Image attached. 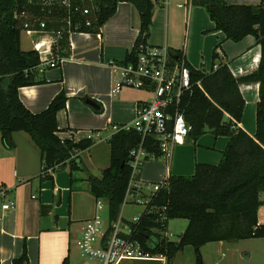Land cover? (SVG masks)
<instances>
[{
    "label": "crops",
    "instance_id": "0c3cea01",
    "mask_svg": "<svg viewBox=\"0 0 264 264\" xmlns=\"http://www.w3.org/2000/svg\"><path fill=\"white\" fill-rule=\"evenodd\" d=\"M19 1L18 15L26 12L29 22H37L30 30L22 29V50L36 51L42 63H57V67L48 66L43 74H36L37 79L45 80V83L20 89L22 103L30 112L38 114L64 91L68 101L66 108L57 115L58 136L75 142L89 138L90 134L97 133L99 137L95 138L90 150L81 154L84 171L80 172L81 182H78L74 174L72 181L71 174L65 169L57 170L53 181H41L42 157L31 138L24 132L14 133L15 148L9 150L2 144L0 135V264H13L14 259L21 257L24 244L29 264H63L64 259L70 257L68 254L64 256L63 244L52 241V236L67 235L66 243L68 240L71 243L78 241L86 221L93 217L95 210V198L90 193L87 178L100 177L102 171L110 166L109 139L118 131L115 127L120 129L130 125L138 107L151 99L144 97L141 92L151 96L144 90H136L140 93L134 96L124 94L123 90L116 97L112 94L114 77L110 62L123 63L133 50L139 34L140 17L131 3H120L115 15L101 28L65 33L62 39H58L56 31L65 13L57 7L56 0ZM198 1L169 0L167 6L157 5L148 45L166 46L171 52L181 50L193 68L210 73L213 70V51L221 44L217 51L220 59L214 68L221 62H230V70L237 79L255 72L261 48L256 45L254 37L248 36L239 43L226 40L223 32L214 30L215 24ZM224 1L231 5H261L260 0ZM181 3L187 7L191 5L189 12L182 9L187 19V23H183L184 40L171 43L169 15L171 8ZM18 20L20 24L27 22L22 17ZM159 20L165 21L166 28L162 42L154 41ZM39 22L46 23L47 28L40 29ZM204 31L207 33L202 36ZM88 69L97 71L90 83L86 78ZM240 91L246 102L240 127L254 136L259 84L243 83ZM87 100L94 101L99 109L102 107V113L97 114L99 109L89 106ZM109 107L112 111L116 108L125 111L117 118L122 126H114L112 119L116 117L111 116ZM228 141V137H215L210 132L199 138L196 147L187 139L174 148L171 159L154 158L155 161L143 164L138 179L155 184L166 175L192 176L197 164L216 166ZM9 203L12 207L3 210V206ZM258 223L264 225V205L258 210Z\"/></svg>",
    "mask_w": 264,
    "mask_h": 264
},
{
    "label": "trees",
    "instance_id": "16d2710c",
    "mask_svg": "<svg viewBox=\"0 0 264 264\" xmlns=\"http://www.w3.org/2000/svg\"><path fill=\"white\" fill-rule=\"evenodd\" d=\"M195 1V0H194ZM260 6L231 5L224 0H199L215 31H221L226 40L234 43L252 36L261 48L258 69L237 79L230 70V62H221L214 70L220 55L219 44L213 51V70L205 73L188 62L192 81V95L184 104L186 121L192 126L187 139L194 144L210 132L215 137L229 138L218 165L197 164L192 176H171L169 189L159 192L158 205H169V217L188 221L180 241L164 242L159 238L138 236L146 250L166 254L168 261L175 259L186 247L202 248L211 243L264 239V225L258 223V210L264 205V0ZM131 3L140 17L139 34L125 63L134 60L140 45H148L155 4L152 0H100L97 21L93 30L101 28L117 12L120 3ZM19 0H0V135L5 148L13 150V134L26 133L42 157L40 180L53 181L57 170H68L72 176L83 172L81 154L94 146V139L75 142L61 139L57 115L66 108L68 97L63 91L41 113L30 112L22 103L21 88L45 83L38 80L31 69L41 61L36 51L21 48V24L18 20ZM80 31V32H86ZM175 60L185 59L181 50H172ZM243 83L259 84V102L256 113V133H246L240 124L246 102L241 94ZM102 113V107L96 110ZM142 143L141 135L133 129H120L109 139L110 166L100 177L89 176L90 193L107 202L111 219H115L123 203L133 172L131 152ZM144 149L160 157L157 142L149 137ZM52 171V173H50ZM143 226L153 227L145 220ZM13 264H29L26 244L21 257ZM63 264H69L66 257Z\"/></svg>",
    "mask_w": 264,
    "mask_h": 264
},
{
    "label": "built area",
    "instance_id": "2783aa9c",
    "mask_svg": "<svg viewBox=\"0 0 264 264\" xmlns=\"http://www.w3.org/2000/svg\"><path fill=\"white\" fill-rule=\"evenodd\" d=\"M100 0H56V5L65 13V18L56 31L58 39L63 35L86 31L94 27L97 21L96 8ZM156 5L167 6L169 0H152ZM192 1V0H190ZM191 6V5H190ZM190 6L179 4V9L187 12ZM18 17L27 20L21 29L30 30L34 23L29 22L28 13L22 12ZM40 29H46V23H38ZM57 67V63H40L31 69V73L43 74L47 67ZM114 73V97L124 89L144 90L151 93V99L141 104L133 122L120 129H133L142 137V143L131 152L133 169L130 182L115 219L110 218L107 202L95 200L94 215L86 221L85 227L77 241V247L87 258L99 264H123L131 261H153L168 263L166 254H153L146 250L137 238L146 236L157 237L160 241L171 242L172 234L167 233L169 205H158L159 192L169 189L170 175H166L161 183H146L138 179L145 161L156 158L143 147L145 139L152 137L158 145L160 157L171 159L176 146L183 144L192 130L186 121L184 104L192 95L190 69L186 59L175 60L172 52L165 47L140 45L130 62H110ZM217 67L214 68L216 70ZM115 127V130H120ZM99 137L90 134L89 139ZM52 173V171L50 172ZM35 199L36 197L33 196ZM264 201V197L262 199ZM12 204L3 206L8 210ZM127 207H143L139 215L129 218L125 214ZM145 220L154 223L153 227H144Z\"/></svg>",
    "mask_w": 264,
    "mask_h": 264
},
{
    "label": "rangeland",
    "instance_id": "374dc122",
    "mask_svg": "<svg viewBox=\"0 0 264 264\" xmlns=\"http://www.w3.org/2000/svg\"><path fill=\"white\" fill-rule=\"evenodd\" d=\"M157 7L158 6L155 4V9ZM169 19H170V26H169L170 42L174 43L173 41H180V40L183 41L184 29H185V25L183 23L184 21L185 23H187V19L185 20L184 11L182 9H179L178 6H176V8L172 7L170 11ZM164 24H165L164 20L159 22L156 34H154V41L162 42V40H164V35L166 33V28ZM205 33L207 32L205 31L202 32V36H205ZM206 70H210V69H206ZM96 74L97 71L95 69H88L86 75L87 83H90V79L95 77ZM113 77H114V73H113ZM123 93L134 96L140 92L136 90L124 89ZM141 93L144 95V97H146V99L151 98L150 95L144 94L143 92ZM121 112H125V111L119 110L117 108L112 111V109H110L109 107V113L111 114V116L113 115L114 117L115 115L116 117L115 119H112L114 126H118V127L122 126L119 120L117 119ZM109 133H111V131ZM192 145L196 147V144L192 143ZM147 161L151 162L155 160L154 158H151L148 159ZM147 161H145L144 164ZM74 178L76 179V181L81 182L80 172H75ZM163 180L164 178H162L160 181H157V183H161ZM78 182L75 183L77 184ZM94 207H95V202H94ZM143 209H144L143 207H136V208L127 207L125 210V214L127 217L132 218V215L137 216L141 214L143 212ZM187 225H188V221L184 219H173L169 221L166 232L172 234V237L170 238L172 242L178 243L180 241L183 233L187 228ZM59 236H58L59 238L58 237L54 238V236H52L51 240L55 241V243L57 244L58 243H61V245L63 244L64 246L63 250L66 253V255L64 256H67V254L69 255L70 257L69 262H71V264H99L97 261L87 258L81 253V251L77 247L76 240H74L72 243L68 240L66 243L65 238L67 237V235L60 234ZM195 251L196 249L192 246L186 247L184 251L178 253V255L175 257L174 260L166 264H197V255ZM200 255L203 264H264V239L263 240L249 239V240L234 241V242L211 243L200 248ZM248 255H251V258H248ZM123 264H164V263L153 262V261H131V262H125Z\"/></svg>",
    "mask_w": 264,
    "mask_h": 264
},
{
    "label": "water",
    "instance_id": "95a60500",
    "mask_svg": "<svg viewBox=\"0 0 264 264\" xmlns=\"http://www.w3.org/2000/svg\"><path fill=\"white\" fill-rule=\"evenodd\" d=\"M86 103L95 108V109H99V106L92 100H87ZM196 255H197V264H203L202 262V258H201V255H200V248H196Z\"/></svg>",
    "mask_w": 264,
    "mask_h": 264
}]
</instances>
